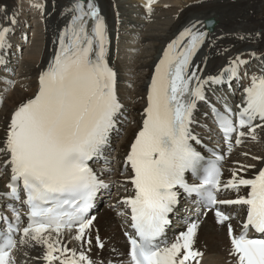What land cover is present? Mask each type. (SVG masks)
I'll return each instance as SVG.
<instances>
[{"label":"snow or ice","instance_id":"snow-or-ice-1","mask_svg":"<svg viewBox=\"0 0 264 264\" xmlns=\"http://www.w3.org/2000/svg\"><path fill=\"white\" fill-rule=\"evenodd\" d=\"M156 2L146 0L149 11ZM75 13L70 29L60 37L59 53L40 77L38 94L14 112L8 127L6 150L10 159L5 166H11L12 175L6 195L27 206L29 222L21 229L16 212L17 223L9 225L0 242V264H15L12 252L17 242L12 233L21 234V244L31 246L34 242L44 247L46 264H92L84 252L68 249L61 237L65 231L75 230V241L92 244L95 217L89 216V211L106 185L89 161L100 156L108 143L121 104L116 93L117 74L106 59L108 34L100 9L91 2L78 3ZM88 21H94L91 29ZM193 28L182 32L164 52L151 83L143 126L126 158L134 174L130 182L135 191L134 197L123 201L131 209L134 232L125 233L130 245L128 264H199L202 254L194 249L198 223L190 224L170 245L154 243L164 233L168 215L178 203L177 188L189 195L204 188L201 195L206 193L209 210L217 204L246 207L243 231L238 236L228 225L231 254L235 264H264V238L248 236L249 229L264 234V168L245 178L241 173L255 165H241L221 187L220 169L215 163L203 167V157L190 143H200L191 130L192 116L196 103L206 101L203 84L208 83L199 80L196 70L189 72L198 68L192 60L207 35ZM8 32L0 27V49L6 46ZM225 71L235 78V67ZM211 82L223 83L224 79ZM193 83L198 86L191 87ZM244 103L235 124L229 116L219 117L229 149L233 138L240 146L245 137L257 140V129L264 128V78H253ZM198 171L204 174L200 187L185 183L186 172ZM242 188L249 190L246 197L217 199L216 193H239ZM215 216L221 225L232 219L219 209ZM6 219L0 215V221ZM96 245L104 247L99 236Z\"/></svg>","mask_w":264,"mask_h":264},{"label":"bare ground","instance_id":"bare-ground-1","mask_svg":"<svg viewBox=\"0 0 264 264\" xmlns=\"http://www.w3.org/2000/svg\"><path fill=\"white\" fill-rule=\"evenodd\" d=\"M42 1H45L44 11H42V9L39 10L38 7H34L33 5L32 8L33 11L40 14L41 18L44 17L45 35L41 40V45L38 47L43 48V54L36 59L35 57H38V48L28 52L26 55L28 61L20 66L22 77L25 78L27 82H25V85H21V87L19 86V88H16L9 94L3 108L0 110V150H2L0 151V178L5 176L4 181L0 179V193L4 190L3 186L7 182V174L5 173H8L10 169V166H5L6 162L10 159V155L5 146L11 118L21 105L34 99L38 94L40 77L49 69L56 55L59 53L60 37L66 30L70 29L71 22L76 15L75 8L78 3H94L100 9V15L103 17L107 28L109 40L106 58L109 65L119 73V79L117 82L118 96L119 102L122 103V106L124 105L119 112V118L116 120V129L115 131H112V147H117L116 142L118 141V138H120L116 132L120 131V134L123 132L126 133V137L121 144L118 145L119 152L122 150L126 153L127 148L132 144L139 128H141L140 126L145 118L144 111L147 107L151 83L155 77L156 68L159 65L160 60L163 58L164 52L167 50L169 44L176 40L186 29L193 28V25H195L193 31H196L199 22H201L198 29L201 28L203 30L202 23L208 18H214L218 23L214 32L206 35L207 39H205L204 44L193 61V65L198 66V68L189 69V72L193 70L197 71L201 82L207 81L212 74L213 76L224 75L226 72L223 71V68L236 60L237 57L240 59H252L255 57L256 60L264 56V19L261 18L260 13V11L264 9V6H261L258 0H250L252 4L249 7L243 2V0H157L158 2L151 6L154 12L148 14L147 12L145 13L142 11V8L135 0L129 8L136 11V14L140 15L138 13L139 8L142 12L141 15L143 18L145 17V20L148 19L149 22L151 20L162 22L163 19L169 18L170 21L167 22L166 20L158 27L150 26L148 29L142 27L140 31L141 34H135V41L138 45L134 48L142 49L143 45L148 44V48L150 49V51L148 50L144 55L141 54L137 59L139 62H143L141 65L145 68L144 71H146V74L143 76L141 73L142 76H139L138 72L141 71L142 68L135 65V67L132 68L134 73V79L132 82H134L135 85H133L137 88V93L124 92L122 84L123 67L121 63H118V61L115 60L114 40H112L111 35L113 34L114 37V33H117L116 31L118 28L122 29V31H129V29H124L125 25L128 27L136 26L138 28L146 23H143V21L139 22L137 19L132 22L134 17H121L120 23L118 24L117 21L119 15L112 5V0H87L83 3L70 0ZM139 1L146 3V0ZM173 4L174 6H172ZM141 5L144 7L142 3ZM15 9L14 0H0V27L9 29L6 36V46L4 49H0V55L3 52V58L0 60V70L7 69L10 72H14L15 68V66L11 65V63H13V53H17L16 50L20 47L19 44L15 46L14 42L11 40L14 39V33L16 32V26L14 23H11L13 19L15 20V16H17V11ZM56 23L58 24L57 26ZM88 24L90 28L94 26V22L88 21ZM260 32H262L261 36L258 35ZM44 42L45 47H43ZM186 43L187 41H185V44ZM134 48L130 47V49ZM13 49L16 50L14 51ZM137 56L138 54H135L133 57ZM259 69L264 72V65L261 64ZM246 71L249 72L252 70L246 68ZM258 74L259 73L256 75ZM261 77L264 78V75L260 76L259 74L258 78ZM193 84L196 85V87L198 86L196 83ZM133 85H128L131 87V90H134ZM203 88L206 92L211 91L208 83L203 84ZM5 89H8V86H5L4 89H0L3 98L4 93L7 94ZM211 89H213L212 86ZM239 94L240 93L238 92V95ZM206 116L207 114L205 113L204 107L199 105L193 123V127L197 132V126L202 123V120H204ZM117 128H119V130H117ZM199 134L202 136H208L204 130L200 131ZM256 135L257 140L253 141L250 138H247L246 144L248 152L253 155L248 156V159L245 161H237L239 162V167L241 165H255L254 168L249 169L246 173H241L246 178L254 177L258 170L264 168V128H258ZM106 153H111V151L106 149L104 150V154L106 155ZM253 157H257L258 159H253ZM124 161L125 160L122 159V157L117 160L121 165ZM239 167H234L233 165L227 167L229 174L228 179H232L233 172L237 171ZM96 171L108 182V177H110L108 174V167L97 166ZM120 188L129 191V188L127 189L126 187L125 189V186L122 184ZM96 224L99 227L100 235L105 243L106 251L108 250L109 252L110 248L116 249L119 252L127 250L128 243L124 239L122 227L119 226V221L112 214L111 210H104L101 212L96 220ZM72 237L73 234L68 235V237L65 238L61 237L64 244L70 250L79 248ZM31 246L28 245L21 250L20 254L22 258L20 259L21 261L19 264H46V261L43 259L45 255L44 247L36 246L29 249ZM194 249L202 254V264H228L227 261L232 258L228 255L231 252L230 241L228 238V223L225 222L224 225H221L217 223V218L210 214L206 220L199 224L195 236ZM95 254L100 255L99 252H96ZM102 255H107L112 258L118 256V254L115 255L112 253L109 255L102 253L100 256ZM115 259L119 262V258ZM102 264H108V260Z\"/></svg>","mask_w":264,"mask_h":264},{"label":"rangeland","instance_id":"rangeland-1","mask_svg":"<svg viewBox=\"0 0 264 264\" xmlns=\"http://www.w3.org/2000/svg\"><path fill=\"white\" fill-rule=\"evenodd\" d=\"M15 1V5L17 4V6H16V9L18 10V13H19V11H20V8H21V6H24L25 4H27L29 1H37V0H14ZM134 1L135 0H126L125 2H122V3H120L119 2V0H112V5L114 6V8L117 10V12H118V15H119V18H121V17H132L133 15H135L136 14V11H134V10H132L131 8H129V9H127L129 6H131L133 3H134ZM259 2L261 3V5H264V0H259ZM23 4V5H22ZM252 4V3H251ZM36 5H39V7H41V6H44L45 7V5L44 4H41V2H38V3H36ZM172 6H174V4L172 5ZM125 7H127V8H125ZM29 9V8H28ZM124 13V14H123ZM26 21H22L23 19H21V16H20V14H19V20H20V23L21 24H25V25H27L28 24V28H30V30H28V31H26V33H28V34H26L28 37H29V44L28 45H26V48L24 49V56H23V60H25L26 59V57H25V54L29 51V50H31V49H35L36 47H34L35 46V39L37 40V38H35V37H33V36H38L39 38H40V40L42 39V32H43V25H41V21H40V18L38 17L39 15L38 14H34L33 13V11L32 10H30L28 13H26ZM29 20H30V24H29ZM261 21V20H260ZM58 24L56 23V26H57ZM23 28H24V26H22V25H20V32L23 30ZM258 30H261V29H258ZM257 30V31H258ZM264 31V30H263ZM123 36H129V35H127V34H125V33H123ZM34 41V42H33ZM30 43H32V44H30ZM44 45H43V47H45V42L43 43ZM31 45V46H30ZM38 45H41V42L38 44ZM126 47L127 46H125V44H124V42L122 41V45H120V52L122 51V48L124 49V53L123 52H121V53H123V54H125L126 56H127V54H129V52L128 51H126ZM146 47H148V44H147V46ZM147 48H145V50H146ZM42 54H43V48H38V57H35L36 59H38L39 57H41L42 56ZM144 54V53H143ZM118 56H119V54H118ZM140 56V53L138 54V56H137V59H138V57ZM135 58V57H134ZM22 60V61H23ZM24 62V61H23ZM141 62V61H140ZM125 63V62H124ZM131 63V64H130ZM128 62V63H125V70H124V78H126V79H128V75L127 74H131V73H133V71H130V70H128V68L130 67L131 68V70H132V67L134 68L135 67V63H134V66H133V63L132 62ZM142 63V62H141ZM141 63L139 64L138 63V65H141ZM131 65V66H130ZM134 74V73H133ZM21 76V77H20ZM139 76H142V74H140ZM19 77V78H18ZM17 78H18V81L22 78V75L20 74V70L18 69V71H17ZM21 82H23V81H21ZM129 88L131 89V87L129 86ZM134 92H132L131 90H125L124 88H123V91L124 92H131V93H137V88L134 86Z\"/></svg>","mask_w":264,"mask_h":264}]
</instances>
